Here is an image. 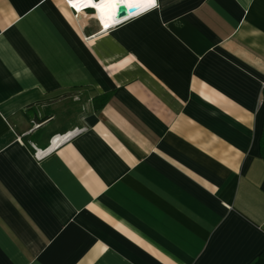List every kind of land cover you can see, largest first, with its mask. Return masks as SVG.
I'll use <instances>...</instances> for the list:
<instances>
[{
  "label": "crops",
  "instance_id": "0c3cea01",
  "mask_svg": "<svg viewBox=\"0 0 264 264\" xmlns=\"http://www.w3.org/2000/svg\"><path fill=\"white\" fill-rule=\"evenodd\" d=\"M139 6L0 0V264H264V0Z\"/></svg>",
  "mask_w": 264,
  "mask_h": 264
},
{
  "label": "built area",
  "instance_id": "2783aa9c",
  "mask_svg": "<svg viewBox=\"0 0 264 264\" xmlns=\"http://www.w3.org/2000/svg\"><path fill=\"white\" fill-rule=\"evenodd\" d=\"M101 0H91V2H95L96 4L100 3ZM68 6L72 9V11L78 15L80 12L85 11L86 9H89V5H93V4H87L84 2V0H66ZM72 2H76L77 6H75ZM126 6H130V5H126ZM144 7L141 8V6L138 7V9L136 10V12L138 10L143 9ZM94 14V13H93ZM133 14V13H131ZM128 14V15H131ZM127 15V16H128ZM126 16V17H127ZM125 18V17H124ZM123 18H118L116 16V6L113 8L112 11V17L109 19L108 22L106 23H102L99 24V32H103L105 30H107L110 26L115 25L116 23H118L120 20H122ZM66 136L62 137V136H54L53 138H51L50 142H49V146H51V148L57 146L59 144L60 141H62L63 139H65Z\"/></svg>",
  "mask_w": 264,
  "mask_h": 264
},
{
  "label": "bare ground",
  "instance_id": "6f19581e",
  "mask_svg": "<svg viewBox=\"0 0 264 264\" xmlns=\"http://www.w3.org/2000/svg\"><path fill=\"white\" fill-rule=\"evenodd\" d=\"M119 1V0H118ZM112 2H114L112 0ZM120 2V1H119ZM75 6H77L76 2H72ZM115 3V2H114ZM129 3L132 4H137L140 5L141 4V0H131ZM91 4H93V2H91ZM104 2L101 0L100 3L95 5L96 11L100 14V19H102L103 16H105V14L108 12L109 14L113 11V8L115 7L114 4L111 6V4H109L110 7H108V1L106 4H104ZM131 4V5H132ZM146 4V3H145ZM107 5V7H105ZM98 13H96L98 15ZM109 21V15L107 17H105L103 22H108Z\"/></svg>",
  "mask_w": 264,
  "mask_h": 264
},
{
  "label": "water",
  "instance_id": "95a60500",
  "mask_svg": "<svg viewBox=\"0 0 264 264\" xmlns=\"http://www.w3.org/2000/svg\"><path fill=\"white\" fill-rule=\"evenodd\" d=\"M114 6H116V16L118 18H124L128 14L135 13L139 7L137 4L126 6L124 2H119L118 0L115 1Z\"/></svg>",
  "mask_w": 264,
  "mask_h": 264
},
{
  "label": "clouds",
  "instance_id": "9594fccd",
  "mask_svg": "<svg viewBox=\"0 0 264 264\" xmlns=\"http://www.w3.org/2000/svg\"><path fill=\"white\" fill-rule=\"evenodd\" d=\"M93 5H94V6H93ZM93 5H89L88 7H89L90 9H92V11H93V13H94V15H95V17H96V20L98 21L99 24H101V19H100L99 16L96 14V13H97L96 8H95L96 3L94 2Z\"/></svg>",
  "mask_w": 264,
  "mask_h": 264
},
{
  "label": "rangeland",
  "instance_id": "374dc122",
  "mask_svg": "<svg viewBox=\"0 0 264 264\" xmlns=\"http://www.w3.org/2000/svg\"><path fill=\"white\" fill-rule=\"evenodd\" d=\"M74 100L76 103L80 104L84 99L80 94H78L76 97H74Z\"/></svg>",
  "mask_w": 264,
  "mask_h": 264
},
{
  "label": "trees",
  "instance_id": "16d2710c",
  "mask_svg": "<svg viewBox=\"0 0 264 264\" xmlns=\"http://www.w3.org/2000/svg\"><path fill=\"white\" fill-rule=\"evenodd\" d=\"M261 150H262V154H264V134H262V139H261Z\"/></svg>",
  "mask_w": 264,
  "mask_h": 264
},
{
  "label": "snow or ice",
  "instance_id": "6c2138e0",
  "mask_svg": "<svg viewBox=\"0 0 264 264\" xmlns=\"http://www.w3.org/2000/svg\"><path fill=\"white\" fill-rule=\"evenodd\" d=\"M84 2L87 3V4H91V0H84ZM149 3L154 5L155 4V0H149Z\"/></svg>",
  "mask_w": 264,
  "mask_h": 264
}]
</instances>
